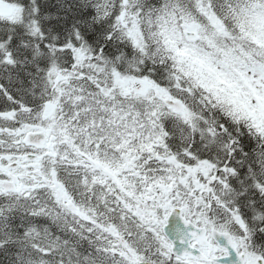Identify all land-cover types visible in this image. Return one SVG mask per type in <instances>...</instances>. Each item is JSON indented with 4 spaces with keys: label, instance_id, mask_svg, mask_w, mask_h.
Here are the masks:
<instances>
[{
    "label": "snow or ice",
    "instance_id": "6c2138e0",
    "mask_svg": "<svg viewBox=\"0 0 264 264\" xmlns=\"http://www.w3.org/2000/svg\"><path fill=\"white\" fill-rule=\"evenodd\" d=\"M0 264H264V0H0Z\"/></svg>",
    "mask_w": 264,
    "mask_h": 264
}]
</instances>
